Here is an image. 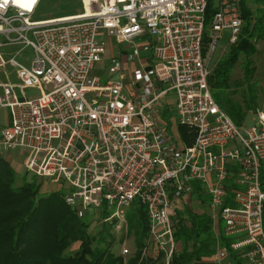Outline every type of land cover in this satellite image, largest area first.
Returning <instances> with one entry per match:
<instances>
[{
	"label": "built area",
	"instance_id": "obj_1",
	"mask_svg": "<svg viewBox=\"0 0 264 264\" xmlns=\"http://www.w3.org/2000/svg\"><path fill=\"white\" fill-rule=\"evenodd\" d=\"M40 1L0 0V69L15 73L13 82L0 78V107L9 111L0 156L19 150L23 173L66 184L67 206L79 216L96 209L119 235L137 201L148 221L142 257L155 249L162 264L176 251L173 203L200 183L213 226L223 223L227 238L216 241L214 263L235 254L264 264V108L239 128L207 85L222 35L225 48L237 42L242 0L216 1L205 46L209 0H80V15L35 21ZM100 33L131 50L129 74L114 58L104 81L90 75L101 61ZM144 35L157 43L139 52L135 40ZM15 47L32 56L18 62ZM117 74L129 84L112 81ZM28 90L38 96L27 99Z\"/></svg>",
	"mask_w": 264,
	"mask_h": 264
},
{
	"label": "trees",
	"instance_id": "obj_2",
	"mask_svg": "<svg viewBox=\"0 0 264 264\" xmlns=\"http://www.w3.org/2000/svg\"><path fill=\"white\" fill-rule=\"evenodd\" d=\"M217 0H209L204 27V46L209 25L214 16ZM80 2V0H79ZM81 5V2H80ZM240 16L242 29L237 42L228 47L223 58L217 60L207 79L212 99L229 117L233 124L241 127L247 116L256 108L249 84L252 76L250 59L255 52L254 41L261 39L264 31V0L241 1ZM51 20V18L46 19ZM243 61V78L246 86L242 89V101L233 99L235 90L231 85L234 66ZM20 163L14 158L0 156V264H160L161 253L152 259L142 257L147 246L148 221L142 205L134 201L131 213L126 216L125 233H115L112 226L102 224L105 215L88 210L79 216L67 206L60 193L41 196L39 185L25 179ZM20 181L18 184L17 181ZM92 212L95 221L101 224L94 234L90 232L91 222L85 214ZM175 240H182L183 251L174 254L171 264H215L204 258L211 256L213 239L207 226L200 221H189L179 216L173 226ZM119 236L116 239V235ZM221 244L227 238L221 232ZM131 239L132 248L123 256L114 250L116 244ZM122 246V245H121ZM74 248V249H73ZM129 249V248H128ZM74 250V253H71ZM235 264H242L235 254L230 256Z\"/></svg>",
	"mask_w": 264,
	"mask_h": 264
},
{
	"label": "rangeland",
	"instance_id": "obj_3",
	"mask_svg": "<svg viewBox=\"0 0 264 264\" xmlns=\"http://www.w3.org/2000/svg\"><path fill=\"white\" fill-rule=\"evenodd\" d=\"M40 8L37 10V12L34 14L33 18L35 21H41V20H46V19H55L59 17L65 18V16H70V15H76L78 13H81V5L79 0H41L40 1ZM264 23V20H263ZM223 39L217 46L216 52L213 54V57L209 63V69L211 70L213 66L216 64L217 60L220 58H223L225 56V53L227 52V48H225L226 44V37L227 34L222 35ZM101 38H97L98 41H100ZM114 45L113 41L111 42V45L114 47V49H120L122 50L124 48L123 44H118ZM254 46H255V52L252 54L253 56L250 59V65L252 70V76L250 78L249 84L251 86L252 90V97L254 98V101L256 103V108L255 109H263L264 108V31L262 32V37L261 39H257L254 41ZM15 52L18 51L20 52L22 48L20 47H15ZM32 56V51L31 49L27 48L21 51L20 55L16 57L18 62H21L23 58L31 57ZM120 56V54H119ZM243 59L241 60L234 66L233 72L231 75V85H233L232 90L234 89L236 92L233 94V99H236L238 101H242V89L246 86L243 78V72L244 69L243 67ZM107 66L108 62L103 61L101 64H97L93 71L90 73L93 76H97L101 79V81L105 80V77L108 76L107 74ZM133 66H128L127 64L123 67L124 73L127 75L129 74L130 70H132ZM102 69V70H101ZM4 74H6L8 77H10L11 81H14V70L7 68L5 70L0 69V78H3ZM112 81H120L124 83V86H127L129 84V78H125L120 80V74H117L115 77L111 78ZM26 98H36L38 94L33 91V90H28L25 92ZM166 100L169 103V109L172 111L168 114L169 120L171 122L175 123L176 118L174 116V107H175V101H174V96L170 93L166 97ZM167 104V102H165ZM9 111L6 108H1L0 107V130L6 127L9 124ZM255 122V116L253 113H250L244 123L242 124L241 127L243 129H249ZM183 130V129H180ZM184 132V130H183ZM180 141L178 140V143ZM6 156V154H3ZM8 158H14L15 162H18L21 164L23 157L21 156V153L19 150H15V152H11L7 154ZM25 179L28 181L31 180L30 175L26 176ZM33 180L39 185V191L38 193L41 194V196H46L49 194L53 193H60L64 197L67 192L69 191V188L66 184H52L50 182V179H42V178H33ZM17 183L19 184L20 181L18 180ZM193 186H199L200 183L193 182ZM205 202H208V197L205 198ZM90 211L98 214L96 209H91ZM88 212L85 214L84 218L86 221L91 222L93 220L94 222H91V230L90 232L92 234L95 233L96 229L101 225L98 221L94 220L96 219L94 217L93 213ZM131 213V208L125 209V215L128 216ZM220 229H223V223L219 224ZM116 235V234H115ZM119 236L116 235V239H118ZM121 245H124L126 249L130 251L132 248L131 244V239L124 240ZM121 245L116 244L114 247V250L116 252H121ZM183 246L182 240L179 242V247ZM74 249V248H73ZM74 250H71V253H74ZM227 260L224 261L223 264H226ZM230 263V262H229Z\"/></svg>",
	"mask_w": 264,
	"mask_h": 264
},
{
	"label": "crops",
	"instance_id": "obj_4",
	"mask_svg": "<svg viewBox=\"0 0 264 264\" xmlns=\"http://www.w3.org/2000/svg\"><path fill=\"white\" fill-rule=\"evenodd\" d=\"M39 8H40V6L38 7V9ZM81 12H82V8H81ZM80 14L81 13H78L76 15H80ZM70 16H74V15H70ZM70 16H65V17H70ZM59 18H63V17H59ZM51 20H53V19H51ZM97 38H101L100 41H98V40L97 41H98V44L101 45V47H102L101 61L98 64H101V62H103V61H107L108 66L106 69L108 70V67L110 65V60L116 58L119 61H121L122 68H123L127 63L126 57L131 54V52H130L131 50L128 49V47H126L125 45H124V48L122 50H120L118 48L114 49V47L111 45V42L113 41L114 45H117L116 44L117 42L114 39L106 36L104 33H100V35H98ZM153 43H157V41H151L148 38V36H146V35H144V37H141V38L135 40V44H137V46L139 48V52L141 50H143V48L145 46H150V44H153ZM119 54H120V56H119ZM140 55L142 57H144L146 55V53L141 52ZM148 59H149V53H148V56H146V61ZM93 69L91 70V72L93 71ZM95 77H97V76H95ZM191 188L193 189L191 196L185 197V198L178 200L177 202L173 203V209L171 211L170 218H172L173 226L179 220V216L183 217L189 221H194V220L200 221L201 224H203V225L205 223L207 226V232L210 233V235L213 239V244L211 245L212 246L211 247V251H212L211 256H209V258H204L203 261H205L207 263H210L211 261L214 262L213 261V252H214V247H215L214 245H215L216 241H221L220 240L221 236H220L219 232H221V234H223V231L219 227L220 223H218L216 227L213 226V223L209 217V213L207 212V207H206L207 203L205 202L206 195L202 192L201 186L200 185L199 186L191 185ZM180 241L175 240V248H176L175 254L176 255L180 254V252L183 251V247H179ZM156 256H157V253L155 252V249H151V251L149 252L148 258L154 259ZM152 259H151V261H152ZM227 261H229L230 263L227 262L226 264H235L231 257H229L227 259ZM160 264H162V263H160ZM242 264H245L244 261H242Z\"/></svg>",
	"mask_w": 264,
	"mask_h": 264
},
{
	"label": "bare ground",
	"instance_id": "obj_5",
	"mask_svg": "<svg viewBox=\"0 0 264 264\" xmlns=\"http://www.w3.org/2000/svg\"><path fill=\"white\" fill-rule=\"evenodd\" d=\"M68 18H70V17H65V18H59V19H64V20H65V19H68Z\"/></svg>",
	"mask_w": 264,
	"mask_h": 264
},
{
	"label": "snow or ice",
	"instance_id": "obj_6",
	"mask_svg": "<svg viewBox=\"0 0 264 264\" xmlns=\"http://www.w3.org/2000/svg\"><path fill=\"white\" fill-rule=\"evenodd\" d=\"M33 3H35V0H33Z\"/></svg>",
	"mask_w": 264,
	"mask_h": 264
}]
</instances>
